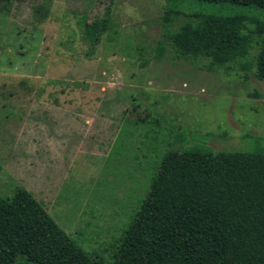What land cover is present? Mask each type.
Listing matches in <instances>:
<instances>
[{"label": "rangeland", "instance_id": "1", "mask_svg": "<svg viewBox=\"0 0 264 264\" xmlns=\"http://www.w3.org/2000/svg\"><path fill=\"white\" fill-rule=\"evenodd\" d=\"M167 7L242 15L243 30L264 20L262 8L202 0H11L0 7V196L25 189L103 263L167 148L264 150L257 41L237 64L186 59L163 38ZM105 9L109 27L92 43L84 25Z\"/></svg>", "mask_w": 264, "mask_h": 264}, {"label": "trees", "instance_id": "2", "mask_svg": "<svg viewBox=\"0 0 264 264\" xmlns=\"http://www.w3.org/2000/svg\"><path fill=\"white\" fill-rule=\"evenodd\" d=\"M10 1L0 0V7ZM202 1L264 9V0ZM107 14L105 9L104 16L84 25L92 43L108 29ZM245 20L242 15L184 14L167 7L161 15L162 35L177 55L205 58L211 66L237 64L255 40L253 74L264 80V20H253L254 27L243 30ZM156 50L160 55L162 47ZM25 262L264 264V150L167 148L107 263L83 251L28 191L15 187L9 197L0 196V264Z\"/></svg>", "mask_w": 264, "mask_h": 264}]
</instances>
